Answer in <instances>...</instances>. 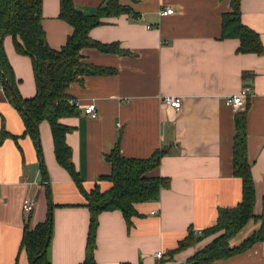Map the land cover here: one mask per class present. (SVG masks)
Segmentation results:
<instances>
[{"label": "crops", "instance_id": "obj_1", "mask_svg": "<svg viewBox=\"0 0 264 264\" xmlns=\"http://www.w3.org/2000/svg\"><path fill=\"white\" fill-rule=\"evenodd\" d=\"M109 0H73L77 10L92 14ZM130 9L101 20L89 32L100 44H117L124 53L82 50L81 63L111 71L108 75H84L69 85L66 94L81 103L94 102L98 116L83 114L63 118L73 130L66 135L72 162L83 189L111 188L103 176L111 173L105 160L119 139L120 154L127 159H148L164 151L160 165L145 177L169 180L158 201L135 205L138 217L127 226L119 211L103 212L96 230V264H184L218 234L175 254L191 229L195 235L211 226L218 209L235 207L241 200V180L232 174L233 119L235 111L225 99L248 87L246 104L247 156L254 181V215L260 216L264 197V54H238L236 39L220 40L221 15L230 10L228 0H116ZM165 7L173 9L160 16ZM241 21L256 32L264 48V0H241ZM59 0H43L42 28L53 50L65 45L72 27L58 19ZM4 52L18 81L22 99L35 96L30 59L16 53L11 37ZM244 74L246 75L244 78ZM174 96L181 109L165 106ZM7 138L0 146V264H29L20 248L26 225L46 220L49 190L52 232L48 248L51 264H81L89 228L85 198L54 157L50 127L39 124L44 167L37 149L24 134L18 111L0 88V130ZM26 198L30 212L24 213ZM259 229L249 221L230 241L239 245ZM198 236V235H197ZM162 254L161 259L156 253ZM215 264H264V242Z\"/></svg>", "mask_w": 264, "mask_h": 264}, {"label": "trees", "instance_id": "obj_2", "mask_svg": "<svg viewBox=\"0 0 264 264\" xmlns=\"http://www.w3.org/2000/svg\"><path fill=\"white\" fill-rule=\"evenodd\" d=\"M228 1L230 10L221 15L220 40H238V54L263 55L264 48L259 35L241 21V0ZM42 3L43 0H0V88L11 106L18 111L24 125L23 136L29 137L34 143L42 168L44 164L38 127L43 121L48 123L55 160L68 173L77 190L85 198L84 207L89 212L85 257L81 264H96L94 253L99 215L103 212L119 211L129 231L132 226L131 219L139 216L135 205L158 201L161 190L169 187L168 179L145 177L148 171L160 165L165 152L157 150L148 159H127L120 154L118 139L110 154L105 156V160L111 165V173L101 177L111 183V188L105 192L98 186L90 192L83 189L79 173L72 162V150L66 143V135L73 129L60 123L63 118L80 115L78 108L68 104V100L72 98L66 91L70 84L79 82L81 76L111 73L102 68L82 64L81 52L84 49H96L104 54L124 53L117 44L104 45L93 41L89 32L99 26L103 18L129 13L130 9L120 6L116 0H109L100 4L94 13L84 14L75 8L73 0H59L58 19L71 26L72 33L62 48L53 50L47 44L41 24ZM7 36L11 37L16 53L30 59L35 84V96L31 99H22L19 94L18 81L4 52L3 41ZM245 76L244 74V78ZM247 108L248 103L245 110L235 113L233 119L232 174L241 180L240 202L235 207L218 209L215 224L201 231V235L197 236L189 229L187 236L178 242L177 247L167 252V259L170 261L175 254L195 246L205 237L218 233V237L184 264H215L217 261L246 252L256 243L264 242V197L261 200V215L256 216L253 212L256 194L247 156ZM7 138L15 142L18 140L2 128L0 146ZM249 221L258 222L259 229L239 245L231 246L230 241ZM51 232L49 209L44 222L33 228L29 225L24 227L20 248L25 250L29 264H51L48 256L49 244L39 256L43 251L45 239L48 235L51 237ZM165 261L162 258L159 264H164Z\"/></svg>", "mask_w": 264, "mask_h": 264}, {"label": "built area", "instance_id": "obj_3", "mask_svg": "<svg viewBox=\"0 0 264 264\" xmlns=\"http://www.w3.org/2000/svg\"><path fill=\"white\" fill-rule=\"evenodd\" d=\"M173 13H174V11L170 7H165L163 9H161L159 12L160 16H162V17L172 15ZM249 90L250 89L248 87H242V89L240 90V92L238 94L227 97L225 99V104L227 106H229L235 112L245 110L246 100H247L246 98L248 96ZM162 102L165 106L174 109L176 112H179L181 109V100L177 97L165 96L162 99ZM68 104L70 106L81 109L83 111L84 115H86L92 119H95L98 116L96 104L94 102H90L88 104L81 105V103L79 101L74 100V99H70V100H68ZM30 205H31V201L29 200V198H26L23 202V205H22V211L24 213H29L30 212ZM196 235H201V232H197ZM161 257H162V254L160 252H157L156 258L159 260V259H161Z\"/></svg>", "mask_w": 264, "mask_h": 264}, {"label": "water", "instance_id": "obj_4", "mask_svg": "<svg viewBox=\"0 0 264 264\" xmlns=\"http://www.w3.org/2000/svg\"><path fill=\"white\" fill-rule=\"evenodd\" d=\"M46 193H47V200H48V209H49V214H50V220L52 222V210H53V207H52V201H51V198H50V194H49V190L48 189L46 190ZM49 241H50V235H48L46 237L43 251H42V253L39 256H41L45 252L46 248L48 247Z\"/></svg>", "mask_w": 264, "mask_h": 264}]
</instances>
